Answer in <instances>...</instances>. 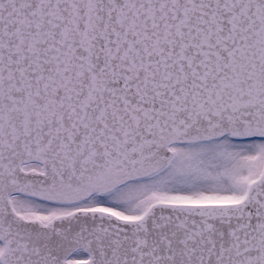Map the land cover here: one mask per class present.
Returning a JSON list of instances; mask_svg holds the SVG:
<instances>
[{
  "label": "snow or ice",
  "instance_id": "6c2138e0",
  "mask_svg": "<svg viewBox=\"0 0 264 264\" xmlns=\"http://www.w3.org/2000/svg\"><path fill=\"white\" fill-rule=\"evenodd\" d=\"M0 264H264V0H0Z\"/></svg>",
  "mask_w": 264,
  "mask_h": 264
}]
</instances>
